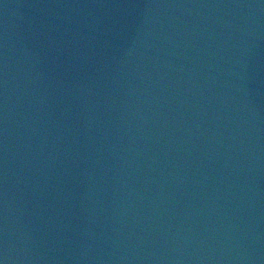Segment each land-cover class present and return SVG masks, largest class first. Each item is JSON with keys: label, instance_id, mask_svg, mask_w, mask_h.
Returning <instances> with one entry per match:
<instances>
[{"label": "water", "instance_id": "obj_1", "mask_svg": "<svg viewBox=\"0 0 264 264\" xmlns=\"http://www.w3.org/2000/svg\"><path fill=\"white\" fill-rule=\"evenodd\" d=\"M0 264H264V0H0Z\"/></svg>", "mask_w": 264, "mask_h": 264}]
</instances>
